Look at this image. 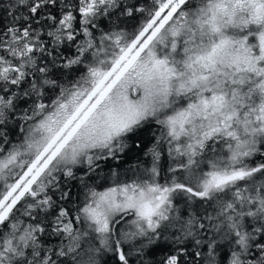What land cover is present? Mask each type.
Returning a JSON list of instances; mask_svg holds the SVG:
<instances>
[{"label":"snow or ice","instance_id":"1","mask_svg":"<svg viewBox=\"0 0 264 264\" xmlns=\"http://www.w3.org/2000/svg\"><path fill=\"white\" fill-rule=\"evenodd\" d=\"M0 264H264V0H0Z\"/></svg>","mask_w":264,"mask_h":264}]
</instances>
